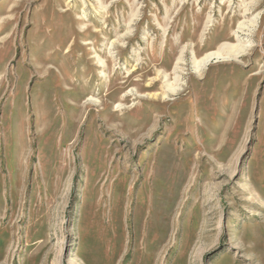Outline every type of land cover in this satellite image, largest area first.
Listing matches in <instances>:
<instances>
[{"label": "rangeland", "instance_id": "374dc122", "mask_svg": "<svg viewBox=\"0 0 264 264\" xmlns=\"http://www.w3.org/2000/svg\"><path fill=\"white\" fill-rule=\"evenodd\" d=\"M0 264H264V0H0Z\"/></svg>", "mask_w": 264, "mask_h": 264}, {"label": "bare ground", "instance_id": "6f19581e", "mask_svg": "<svg viewBox=\"0 0 264 264\" xmlns=\"http://www.w3.org/2000/svg\"><path fill=\"white\" fill-rule=\"evenodd\" d=\"M257 19V17H256ZM252 21V20H251ZM249 23V22H248ZM251 23V22H250ZM249 26V25H248ZM251 28V27H250ZM241 44V43H240ZM233 48H236L235 46ZM244 48V47H243ZM242 48V49H243ZM225 52L223 51L222 49L219 50V51H216V52H211L209 54H207L204 58H202L201 60H196L195 61V67H196V72L198 73H202L206 67L213 61V60H218L220 59L222 56V53ZM227 52V51H226ZM236 52V55L235 56H238L241 51H234ZM227 54V53H226ZM231 55V54H230ZM235 58V57H234ZM184 62V61H183ZM183 66V65H182ZM179 70V69H178ZM179 75V74H178ZM180 77V76H179ZM163 79H164V76H163ZM162 79V80H163ZM179 79V78H178ZM166 82V81H165ZM178 86V85H177ZM168 89H166L165 91V96H170L172 95L173 93H175V91L177 90H174L173 88L170 87V85H167Z\"/></svg>", "mask_w": 264, "mask_h": 264}]
</instances>
